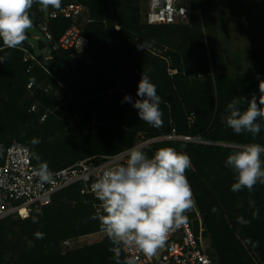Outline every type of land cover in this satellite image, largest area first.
Here are the masks:
<instances>
[{
    "label": "trees",
    "instance_id": "obj_1",
    "mask_svg": "<svg viewBox=\"0 0 264 264\" xmlns=\"http://www.w3.org/2000/svg\"><path fill=\"white\" fill-rule=\"evenodd\" d=\"M78 1L87 7L89 17L82 26L89 46L79 57L40 39V52L27 40L15 49L0 42V55L7 57L0 62V163L14 141L30 147L36 167L44 162L49 169H61L91 156L117 155L155 138H195L152 142L146 151L151 156L156 149L171 146L190 156L192 167L186 176L219 264H264V184L252 192H232L235 174L224 164L237 146L264 144V120L254 139L234 133L222 121L232 99L259 97L264 80L258 74L218 72L213 58L209 61L213 51L205 41L213 34L214 8L192 0V8L201 15L192 14L177 24L148 25L142 20L141 0ZM53 9L50 6L49 11ZM31 11L36 26L49 12L37 4ZM70 25L62 16L48 20L55 40ZM25 48L39 62L24 61ZM45 49L51 55L48 60ZM143 71L162 97L163 126L158 129L141 121L131 104L121 102L126 93L138 98ZM30 82L32 89L27 87ZM34 137L39 144L31 143ZM79 188L73 184L57 192L50 205L39 208L38 223L31 219L37 209L28 218L1 219L0 264H116L107 236L73 248L62 246L66 239L102 230L100 221L91 218L96 214L92 203ZM214 206L218 213L211 211ZM238 216L250 223H238ZM36 232L44 233V238L36 239ZM120 258L125 259L122 250Z\"/></svg>",
    "mask_w": 264,
    "mask_h": 264
},
{
    "label": "clouds",
    "instance_id": "obj_2",
    "mask_svg": "<svg viewBox=\"0 0 264 264\" xmlns=\"http://www.w3.org/2000/svg\"><path fill=\"white\" fill-rule=\"evenodd\" d=\"M62 0H0V42L4 48L15 49L27 39V30L33 26L32 7L41 10L49 6L60 8ZM139 47L145 50L144 46ZM2 50V49H0ZM7 57L0 55V62ZM260 87V96L264 87ZM137 99L125 94L122 103L127 102L137 110L141 121L154 128L163 126L162 97L147 71H143L137 87ZM232 99L225 108L222 121L236 134H250L253 139L261 131L264 120V99ZM246 104V107H242ZM40 143L38 137L31 140ZM148 144L133 146L127 151L126 160L115 167H109L93 184V192L102 207L91 218L99 220L102 230L112 242L116 264H137L135 257L120 258L124 247L136 248L151 257L161 249L170 232L178 230L188 222L187 212L195 206V199L186 170L192 167L190 156L171 146L161 147L149 156ZM37 159H39L37 157ZM225 167L235 174L231 184L232 192L247 189L252 192L257 184H264V144L245 143L238 150L228 154ZM41 183L53 182L48 165L41 162L37 169ZM211 211L218 213L214 206ZM25 217L28 213L24 214ZM42 212L37 209L32 222L38 223ZM258 216V212L256 213ZM242 225L250 223L243 216L237 217ZM36 239H43L44 233L36 232ZM253 247L257 242L249 241ZM33 245L29 242V247Z\"/></svg>",
    "mask_w": 264,
    "mask_h": 264
},
{
    "label": "built area",
    "instance_id": "obj_3",
    "mask_svg": "<svg viewBox=\"0 0 264 264\" xmlns=\"http://www.w3.org/2000/svg\"><path fill=\"white\" fill-rule=\"evenodd\" d=\"M184 1L187 4H184ZM191 3L192 0H147L144 22L148 25L185 22L192 14L199 13L192 8ZM87 12V7L78 0H62L60 8L49 11L45 18H41V27L46 40L53 44L54 49H71L73 56L79 57L89 46V39L83 34L80 23ZM59 16L69 19L71 25L58 40H55L49 29L48 20ZM24 51V61L39 62L28 49L25 48ZM50 58V53L45 54V60ZM27 87L32 89L33 82H30ZM35 108L36 105L32 107V110ZM45 117L46 114L42 119ZM161 138H164L162 140L197 141L192 137L175 135ZM146 142L148 141L139 145ZM127 151L113 156L95 155L61 169H49L53 174V182L41 183L36 174L38 167L32 163L30 147L14 141L8 146L4 160L0 163V220L8 215L28 218L35 209L50 205L57 192L73 184H80V194L86 198L85 201L92 203L97 212L102 205L96 199L92 186L109 167L125 162ZM25 213H28L27 217ZM186 215L188 222L178 230L170 232L165 245L155 255L148 257L136 248L124 247L122 252L125 258L135 257L137 264H219L218 255L210 239L205 235L203 217L197 205ZM106 236L107 234L101 230L78 238L66 239L62 242V246L67 249L73 248L85 244L86 240H90L87 241V244H90Z\"/></svg>",
    "mask_w": 264,
    "mask_h": 264
},
{
    "label": "rangeland",
    "instance_id": "obj_4",
    "mask_svg": "<svg viewBox=\"0 0 264 264\" xmlns=\"http://www.w3.org/2000/svg\"><path fill=\"white\" fill-rule=\"evenodd\" d=\"M214 8L213 34L207 38L213 51L217 71L228 74H258L264 80V0H194ZM184 4H187L184 1ZM146 13L145 0L141 3ZM50 6L46 9L49 11ZM201 15L200 10L198 11ZM83 23V19L80 20ZM27 41L40 49V40L47 42L41 24L27 30ZM207 46V45H206ZM207 48V49H208ZM47 49L44 50V57ZM214 73V71H212ZM143 139L141 137L140 141ZM140 143V142H139ZM90 240L84 241L87 244Z\"/></svg>",
    "mask_w": 264,
    "mask_h": 264
},
{
    "label": "crops",
    "instance_id": "obj_5",
    "mask_svg": "<svg viewBox=\"0 0 264 264\" xmlns=\"http://www.w3.org/2000/svg\"><path fill=\"white\" fill-rule=\"evenodd\" d=\"M142 2H143V0H141V3ZM145 3L147 5V0H145ZM141 7H142V5H141ZM141 13H142V11H141ZM82 19H83V23H81V22L80 23L82 24V26H84L85 24H87L89 22V20H88L89 19L88 12L84 14V16L82 17ZM144 19H145V14L143 13L142 14V20L144 21ZM37 39L39 40V38H37ZM48 53H49V50L47 49L46 54H48Z\"/></svg>",
    "mask_w": 264,
    "mask_h": 264
},
{
    "label": "water",
    "instance_id": "obj_6",
    "mask_svg": "<svg viewBox=\"0 0 264 264\" xmlns=\"http://www.w3.org/2000/svg\"><path fill=\"white\" fill-rule=\"evenodd\" d=\"M31 12H32V18H33V24H35L38 20H37L36 14L33 11H31ZM162 139H164V138L150 140V141H148V142H146L144 144H150L152 142L160 141ZM219 144H224V143H219ZM225 145H229V144H225ZM233 146H236V145H233ZM237 147H242V146H237Z\"/></svg>",
    "mask_w": 264,
    "mask_h": 264
}]
</instances>
